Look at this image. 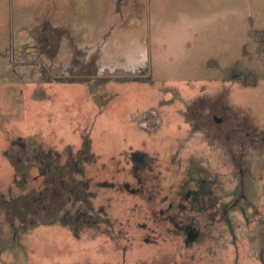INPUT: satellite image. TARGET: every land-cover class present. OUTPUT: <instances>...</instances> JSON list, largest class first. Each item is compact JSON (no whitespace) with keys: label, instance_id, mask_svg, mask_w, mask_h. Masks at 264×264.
Instances as JSON below:
<instances>
[{"label":"rangeland","instance_id":"374dc122","mask_svg":"<svg viewBox=\"0 0 264 264\" xmlns=\"http://www.w3.org/2000/svg\"><path fill=\"white\" fill-rule=\"evenodd\" d=\"M0 264H264V0H0Z\"/></svg>","mask_w":264,"mask_h":264},{"label":"crops","instance_id":"0c3cea01","mask_svg":"<svg viewBox=\"0 0 264 264\" xmlns=\"http://www.w3.org/2000/svg\"><path fill=\"white\" fill-rule=\"evenodd\" d=\"M138 52L140 54H143V57L146 58V55H145V53H144V51L142 49H139ZM56 55L53 54L52 57H55ZM127 62H125L128 65L127 69H129L130 67L132 69V71H129V72H136V69H138V70L140 69V67H139V66H141L140 62L138 60H136V58H132V59H130V61H127ZM98 65L100 66V70L101 71H104V70L109 71V70H115V69L116 70H122V67H120V66H115V65L114 66L113 65H108V66L105 65V66H103V64H101L100 60L98 61ZM133 70H135V71H133Z\"/></svg>","mask_w":264,"mask_h":264}]
</instances>
